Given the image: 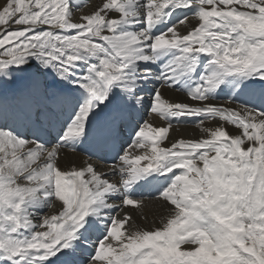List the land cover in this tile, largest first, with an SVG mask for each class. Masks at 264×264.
<instances>
[{
  "label": "snow or ice",
  "instance_id": "6c2138e0",
  "mask_svg": "<svg viewBox=\"0 0 264 264\" xmlns=\"http://www.w3.org/2000/svg\"><path fill=\"white\" fill-rule=\"evenodd\" d=\"M85 4L0 0V264H264V0Z\"/></svg>",
  "mask_w": 264,
  "mask_h": 264
},
{
  "label": "bare ground",
  "instance_id": "6f19581e",
  "mask_svg": "<svg viewBox=\"0 0 264 264\" xmlns=\"http://www.w3.org/2000/svg\"><path fill=\"white\" fill-rule=\"evenodd\" d=\"M98 2V0L88 1L85 6L80 10L83 12H88L92 10L94 5ZM166 92H171L169 95L173 100L181 99L184 100L185 98L180 93L173 92L172 90H168ZM159 123V122H158ZM211 122H206V124H210ZM162 125V122H161ZM157 126V125H156ZM192 132H196L197 134H191ZM169 135L174 139L179 138H190L194 135H199V129L194 127H183V126H176L170 129ZM85 156H69L68 159L74 160L76 164H79L85 159ZM100 169L102 170V165H100ZM128 207V214L132 216L138 224H142L145 220L151 224L155 221L157 224L159 223V217L162 215V208L155 200H148L144 202L142 206H127ZM53 214V213H51Z\"/></svg>",
  "mask_w": 264,
  "mask_h": 264
},
{
  "label": "rangeland",
  "instance_id": "374dc122",
  "mask_svg": "<svg viewBox=\"0 0 264 264\" xmlns=\"http://www.w3.org/2000/svg\"><path fill=\"white\" fill-rule=\"evenodd\" d=\"M185 98V96H183ZM161 126V122L157 123V124H153V126Z\"/></svg>",
  "mask_w": 264,
  "mask_h": 264
}]
</instances>
